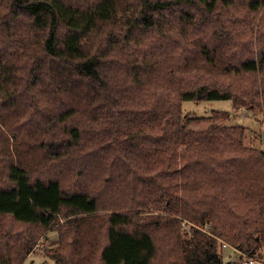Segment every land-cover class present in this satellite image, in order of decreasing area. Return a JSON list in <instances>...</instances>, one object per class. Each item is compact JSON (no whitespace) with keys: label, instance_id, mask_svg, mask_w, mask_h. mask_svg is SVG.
<instances>
[{"label":"trees","instance_id":"16d2710c","mask_svg":"<svg viewBox=\"0 0 264 264\" xmlns=\"http://www.w3.org/2000/svg\"><path fill=\"white\" fill-rule=\"evenodd\" d=\"M263 24L264 0H0V264L51 230L39 264H264V148L181 107L264 112Z\"/></svg>","mask_w":264,"mask_h":264},{"label":"rangeland","instance_id":"374dc122","mask_svg":"<svg viewBox=\"0 0 264 264\" xmlns=\"http://www.w3.org/2000/svg\"><path fill=\"white\" fill-rule=\"evenodd\" d=\"M261 11L260 13H262ZM237 18L242 22L253 21V16L247 11H239L236 14ZM256 28L259 25L261 14L256 17ZM262 20V18H261ZM264 26V24H263ZM255 28V29H256ZM183 114L188 116L210 115L214 110H226L232 113V117L227 120L228 124H238L244 126L243 143L246 146H255L264 148L263 132H264V112H256L246 107L234 108L229 99H212V100H184L181 103ZM58 242V233L56 230H51L47 233V237L43 238L38 247L32 252L22 264H39L44 259V249L53 246ZM222 250L225 258L231 260L236 258L238 251L227 243H223ZM254 262H264V243H260L256 253L252 257ZM50 264H55L52 260H48ZM234 261V260H232Z\"/></svg>","mask_w":264,"mask_h":264},{"label":"built area","instance_id":"2783aa9c","mask_svg":"<svg viewBox=\"0 0 264 264\" xmlns=\"http://www.w3.org/2000/svg\"><path fill=\"white\" fill-rule=\"evenodd\" d=\"M249 262L253 263V262H254V260H253V259H251Z\"/></svg>","mask_w":264,"mask_h":264},{"label":"water","instance_id":"95a60500","mask_svg":"<svg viewBox=\"0 0 264 264\" xmlns=\"http://www.w3.org/2000/svg\"><path fill=\"white\" fill-rule=\"evenodd\" d=\"M263 140H264V132H263Z\"/></svg>","mask_w":264,"mask_h":264}]
</instances>
